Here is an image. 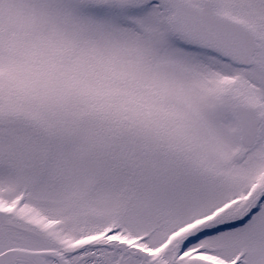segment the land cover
<instances>
[{
    "label": "snow or ice",
    "instance_id": "obj_1",
    "mask_svg": "<svg viewBox=\"0 0 264 264\" xmlns=\"http://www.w3.org/2000/svg\"><path fill=\"white\" fill-rule=\"evenodd\" d=\"M0 264H264V0H0Z\"/></svg>",
    "mask_w": 264,
    "mask_h": 264
}]
</instances>
